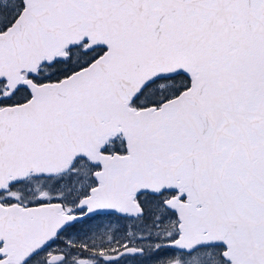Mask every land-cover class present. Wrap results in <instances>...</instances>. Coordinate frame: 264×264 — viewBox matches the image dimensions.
Returning <instances> with one entry per match:
<instances>
[{
  "label": "snow or ice",
  "instance_id": "obj_1",
  "mask_svg": "<svg viewBox=\"0 0 264 264\" xmlns=\"http://www.w3.org/2000/svg\"><path fill=\"white\" fill-rule=\"evenodd\" d=\"M0 264H264V0H0Z\"/></svg>",
  "mask_w": 264,
  "mask_h": 264
}]
</instances>
